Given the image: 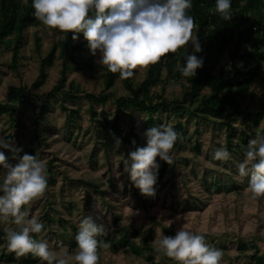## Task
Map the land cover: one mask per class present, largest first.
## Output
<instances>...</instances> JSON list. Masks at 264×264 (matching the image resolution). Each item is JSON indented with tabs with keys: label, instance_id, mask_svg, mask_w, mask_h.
Wrapping results in <instances>:
<instances>
[{
	"label": "clouds",
	"instance_id": "clouds-1",
	"mask_svg": "<svg viewBox=\"0 0 264 264\" xmlns=\"http://www.w3.org/2000/svg\"><path fill=\"white\" fill-rule=\"evenodd\" d=\"M34 17L48 30L72 33V40L83 33L93 56L103 70L119 73L122 80L133 77L136 70H145L157 64L162 57L175 54L191 43L193 52L187 53L183 65H177L183 77L196 75L203 60L196 53L202 51L198 36L194 35L196 23L188 15L192 0H32ZM231 0H215L208 11L218 14L224 21H231ZM264 126V121L261 122ZM178 133L171 122L149 127L143 137L146 146L130 152L124 160V172L145 197H155L159 164L157 158L171 163L170 152ZM122 141L115 139V146ZM135 144V141H132ZM0 149L11 153L14 164L0 151V219L10 221L16 229H5L8 253L16 257L28 254L42 264H99V247L96 239L104 233L92 215L85 216L78 224L75 235L76 248L66 246L51 248L47 241L34 238L44 225L36 215L29 216L32 204L39 200L48 188L46 161L36 155L19 156L22 149L14 140L0 137ZM230 158L227 148L215 150L213 159L226 161ZM210 167H215L209 162ZM238 177H250L245 192L252 199L264 198V134L250 139L245 159L238 164ZM122 187V186H121ZM125 211L132 215L131 207ZM182 217L177 216L176 221ZM171 227L173 220L164 221ZM153 243L156 250L177 264H221L223 251L209 246L205 236L189 230L182 224L174 236L158 231ZM103 243V247H107Z\"/></svg>",
	"mask_w": 264,
	"mask_h": 264
},
{
	"label": "crops",
	"instance_id": "crops-1",
	"mask_svg": "<svg viewBox=\"0 0 264 264\" xmlns=\"http://www.w3.org/2000/svg\"><path fill=\"white\" fill-rule=\"evenodd\" d=\"M45 56L41 57L40 66ZM60 57L63 61L59 78L56 77V82L48 91V87L51 86V83H48L49 67L54 65L55 60L47 67V77L43 83L38 84L39 66L35 74L37 82H34L37 86L31 88L29 85L11 84L7 88L6 100L0 101L1 104L6 103L11 86L27 88L30 94H37L38 97L31 101L17 100L13 113L0 112V125L10 119V124H13L11 128H14L11 131L8 128V132L0 129V137L14 140L16 146L22 149L19 156L36 155L38 159L46 161L48 188L29 209V216L36 215L44 225L41 233L33 234L34 238L47 241L51 248L66 246L73 250L77 246L75 235L79 222L85 216L92 215L95 222L104 229V233L96 237L102 242L98 249L99 264H177L176 261L158 252L151 243L157 237L158 231L166 236H174L181 225L186 224L189 230L203 234L209 246L223 251L221 264H263V253L256 252L258 249L256 240L248 238L252 233L245 235L243 231L229 232L231 229H225L222 217L213 214L208 224L200 223L196 230L192 229L195 222L191 215L183 214L180 215L181 220H175L172 210L164 205V201L172 202L178 196L175 190L181 187L176 180L165 177L170 170H176V165L172 161L157 180L155 197L143 196L124 172V166L119 171L117 168L118 148L115 146V139L125 141V136L122 133H119V137L115 136L111 128L112 122L110 126L104 125L99 113L106 110L102 108L98 112L95 104L96 102L100 104V101L89 100L86 94L81 98L82 91L77 90L78 86L75 84L70 95L66 92L70 84H65L64 89L60 90L63 94L51 97L47 110L40 116L43 104L41 97L52 91L69 68L83 66L81 57L78 63H69L64 72L65 61L61 53ZM18 67L19 64L12 69L16 70ZM21 109L30 111L31 118L23 116ZM93 111L98 113L96 118H92ZM24 119L27 120L28 126L21 125L24 124ZM36 124L40 125V128L36 127ZM94 125L99 130L104 129L98 133L100 146L95 143L96 133L99 131L94 130ZM99 134L103 137L100 138ZM128 143L132 144L129 141ZM0 151H4L9 157L10 163L16 162L11 159V153L7 150ZM163 162L159 164V170ZM106 172L107 175L102 177ZM145 203L146 206H142ZM126 207H131L136 214L131 216L125 211ZM166 220L174 221L171 227L166 226L164 223ZM5 229L15 230L16 226L10 221L0 219V246L6 245ZM242 233L243 237L239 235ZM103 243L108 246L103 247ZM0 264L42 262L31 254L18 258L14 253H8L6 247H0Z\"/></svg>",
	"mask_w": 264,
	"mask_h": 264
},
{
	"label": "rangeland",
	"instance_id": "rangeland-1",
	"mask_svg": "<svg viewBox=\"0 0 264 264\" xmlns=\"http://www.w3.org/2000/svg\"><path fill=\"white\" fill-rule=\"evenodd\" d=\"M245 1L242 0L240 3L244 4ZM23 2H26V0H23ZM251 13L254 26L261 27L264 24V12L252 11ZM1 19L0 14V24L2 22ZM15 35L8 37L5 44L0 47V101L6 100L7 88L11 84L29 85L31 88L37 86L34 85L36 81L35 74L39 69L41 57L45 56L54 44H58L65 38V33L48 30L40 22L27 26L21 38L22 47L20 49L19 67L14 70L11 67V58ZM36 36L41 37V50L38 52L35 47ZM78 38L84 39L83 33ZM260 38V35L256 36L255 34L251 40L240 44L237 43L236 39L218 59L213 69L214 74L219 75L222 68L225 71H236L239 68L242 72L248 70L249 67L252 68L257 62L251 61V59H248V61L244 54L264 52V46L260 45ZM187 46L179 49L175 54H171L173 55L171 59L175 62L174 66L181 63ZM82 57V68L74 66L75 68L68 69L66 75H62L65 78V84L74 83L78 86L76 89L82 91L80 94L81 98L85 97L86 93H102L104 91L106 69L102 71V68L97 63L100 59L99 51H97L95 56L91 52H85ZM54 60V65L49 67L48 79L50 80L48 83H51V86L48 87L47 91L56 82V77L59 78L61 72L63 59L60 57V49L57 50ZM148 68L134 72L136 85L144 80L148 74ZM259 69V75L253 78L249 90L242 93L241 105L243 108L258 111L263 109L264 60L260 63ZM38 84H40L39 80ZM189 89L190 85L185 79H177L174 73L168 70V67H163L159 81L151 86L150 92L153 96L152 100L156 102V97L159 96L171 100L182 99L184 92ZM107 92L112 95L105 102H100V104L96 102L95 104L98 112L102 108L106 110L110 122L117 124L119 133H122L126 138V142L122 141L117 149L116 162L119 171L123 168L124 160L127 159L130 152L138 147L146 146L143 133L152 126L148 124V113L146 111L135 108L123 110L118 106L116 97L129 94L120 78L116 80L115 85ZM210 93L211 89L207 86L201 91V95L204 96ZM57 94L61 96L63 93L59 90ZM20 112L23 116L31 118L30 111H22L21 109ZM155 116L158 117L156 126L171 122L175 129V125L181 122L187 130L186 136L181 140V147H173L170 152L171 161L177 166H175L176 170H170L167 173L168 175L165 176L176 180L175 182L179 183V186L181 184L180 189L175 190L180 198L176 196L172 202H169L170 200L164 201V205L172 210V214L175 217L183 214L191 215L195 222V227H192L193 230H196V226H199L200 223V225L208 224L213 214L219 218L222 217L225 229H231L228 230L229 232L237 233L239 231L240 233V231H243L245 235H249V232H251L252 235L246 237L256 240V248H258L256 252L263 253L264 256V198L252 199L250 194L245 192L250 177L237 179L239 175L238 164L245 159V151L236 147L237 144H241L242 139L245 137L243 132H246L250 139L255 138L258 134H264V126H261L264 116L261 117V121L258 124H254L250 117L240 116L237 119H232V116L229 115L222 119H210L202 116V114L201 116L190 115L189 112L176 114L172 109L168 112L161 111L156 113ZM9 120L7 119L6 122H3V125H0V129L3 132H8V128L10 131L14 129L11 128L13 124H10ZM23 123L21 124L23 127L28 126L26 119L23 120ZM36 127L40 128V125L36 124ZM48 129L53 131L52 128L48 127ZM94 130L96 132L99 131L95 137V143L99 145L98 133L104 129L99 130L94 125ZM99 137L102 138V134H99ZM229 140L232 141L231 147ZM128 141L131 143L135 141V144H129ZM222 146L227 148L230 158L226 161L214 160L213 154L215 150ZM162 162V160L157 158L158 164ZM209 162L215 167H210ZM105 174L107 175V172L103 173L102 177ZM137 198L139 200V197ZM142 206H146V203L142 204ZM217 230L219 232L220 228ZM239 235L243 237V233ZM151 244L156 248L153 241Z\"/></svg>",
	"mask_w": 264,
	"mask_h": 264
},
{
	"label": "trees",
	"instance_id": "trees-1",
	"mask_svg": "<svg viewBox=\"0 0 264 264\" xmlns=\"http://www.w3.org/2000/svg\"><path fill=\"white\" fill-rule=\"evenodd\" d=\"M241 1L231 0V15L233 18L231 21H224L218 14H213L208 11L209 8L214 7L215 0H192V7L188 10V15H191L195 19L196 28L194 31H196L195 35L198 36L202 48V51L196 53V55L203 60L202 68L197 70L195 77H183L178 71L177 66H174L175 62L171 59L173 55L168 54L162 57L157 64L149 66L148 74L140 84H135L134 75L126 80L121 79L124 88L129 94L116 97L118 106L124 110L135 108L146 111L148 113V124L152 127L157 125L158 117L155 114L161 111L168 112L170 109L176 114L189 112L190 115L201 116L202 114V116L210 119H222L229 115L232 116V119H237L240 116L250 117L254 124H258L261 121V117L264 116V106L260 111L243 108L241 105V96L242 93L249 90L253 78L259 75L260 63L264 60V52L244 54L247 60L251 59V61L257 62V64L252 68L249 67L245 72H242L239 68L236 71H225L222 68L219 75H215L213 72L218 59L236 39L237 43L240 44L241 42H248L255 34L256 36L260 35V45L264 46V24L261 27H255L251 13L252 11H258V13L264 12V0H246L244 4H241ZM31 5L32 0H26V2H23V0H0V14L2 17L0 24V47L5 44L8 37L16 34L13 38L14 45L12 46L11 66L13 68L17 67L19 59L21 58V38L24 29L38 22L34 17V9ZM81 35L82 33L78 37ZM35 42L38 52L41 50V37L36 36ZM58 49H60V53L65 61L64 72L69 66V63H78L83 53L91 51L85 39L78 38L73 41L72 33H65V38L58 44H54L48 54L42 59L39 75L40 83L45 81L47 67L53 64ZM192 52L193 49L190 43L185 48L183 58L179 65L182 66L185 55L187 53L191 54ZM163 67H168V70L174 73L177 79H185L189 83L190 89L184 92L182 99L171 100L159 96L156 97V102L152 100L153 96L150 88L159 81ZM118 78H120L119 73L112 74L106 70L104 91L99 94L86 93V97L92 101L105 102L112 95L107 91L115 85ZM64 86L65 78L62 77L49 94L41 97L43 104L40 116L44 114L43 111L47 110L50 98L55 97L57 91L63 90ZM73 86L74 83L70 84L69 89L66 91L67 95L72 93L71 89H73ZM206 86L210 87L211 93L207 96L201 95L202 89ZM223 91L224 93H222ZM37 98V94H30L27 88L11 86L6 103H0V112L6 111L13 113L15 111L14 104L17 100L23 99L31 101V99L36 100ZM99 114L102 116L104 125L110 126L111 122L107 112L101 111ZM97 116L98 113L93 111L92 118H96ZM111 128L113 133L116 131L115 136L119 137L118 125L112 124ZM174 130L179 134L174 147L179 148L182 144L181 140L187 134V130L181 122L175 125ZM243 134L245 135L244 139L236 147L239 150L246 151L250 138L246 132H243ZM229 143L231 147L232 141L229 140ZM169 165L163 162L159 170L158 175L160 176H158V179L167 170ZM261 260L260 258L259 262Z\"/></svg>",
	"mask_w": 264,
	"mask_h": 264
}]
</instances>
